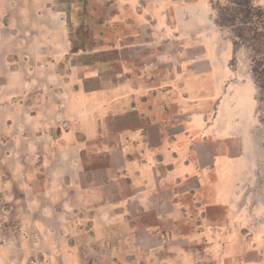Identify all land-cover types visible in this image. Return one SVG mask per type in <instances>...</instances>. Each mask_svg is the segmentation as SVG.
Instances as JSON below:
<instances>
[{
  "label": "crops",
  "instance_id": "1",
  "mask_svg": "<svg viewBox=\"0 0 264 264\" xmlns=\"http://www.w3.org/2000/svg\"><path fill=\"white\" fill-rule=\"evenodd\" d=\"M70 6L0 0V264H259L245 157L214 150L192 77L105 83Z\"/></svg>",
  "mask_w": 264,
  "mask_h": 264
},
{
  "label": "rangeland",
  "instance_id": "2",
  "mask_svg": "<svg viewBox=\"0 0 264 264\" xmlns=\"http://www.w3.org/2000/svg\"><path fill=\"white\" fill-rule=\"evenodd\" d=\"M64 1L71 5V14L62 17L69 41L105 83L117 70L119 76L144 73L151 81L173 71L182 81L192 77V102L205 115L209 139L221 142L214 150L226 151L230 141V154L245 157V164L233 167L249 175L243 194L250 215L256 207L261 217L256 229L264 236V97L248 52L216 24L214 0ZM129 9L133 12L125 15Z\"/></svg>",
  "mask_w": 264,
  "mask_h": 264
},
{
  "label": "trees",
  "instance_id": "3",
  "mask_svg": "<svg viewBox=\"0 0 264 264\" xmlns=\"http://www.w3.org/2000/svg\"><path fill=\"white\" fill-rule=\"evenodd\" d=\"M255 0H214L215 22L248 52L250 72L264 97V5Z\"/></svg>",
  "mask_w": 264,
  "mask_h": 264
}]
</instances>
